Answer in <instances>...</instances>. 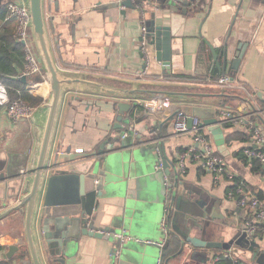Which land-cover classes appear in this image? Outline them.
<instances>
[{"label": "crops", "instance_id": "0c3cea01", "mask_svg": "<svg viewBox=\"0 0 264 264\" xmlns=\"http://www.w3.org/2000/svg\"><path fill=\"white\" fill-rule=\"evenodd\" d=\"M124 1L45 0L47 25L57 63L64 70L84 74L82 81L68 86L64 94L53 156L69 148L75 156L89 154L98 151L105 140L111 145L118 144L113 138L122 133L115 128L119 115L115 104L119 102H148V107L159 110L162 120L185 105L211 106L219 120L221 110L240 117L248 116L253 109L264 110V0H170L169 3L145 0L140 5L132 0L136 9L127 7ZM11 22L15 30V21ZM153 25H165L171 29L173 41L169 76L163 75L161 63L154 59L147 64V60L140 55L142 27ZM205 39L215 48L217 58ZM242 44L244 47L241 48ZM242 51L243 56L238 57ZM225 52L229 62L224 73ZM224 74L234 78L232 88L218 84V79ZM47 82L46 74H38L27 78L26 83H29V91L43 97L45 102L50 92L43 95L35 92V88ZM159 82L177 86L156 85ZM222 88L226 93L220 97L221 104L218 105L156 100L146 92L162 89L205 91L219 98L215 94H219ZM103 89L136 92L121 98ZM138 108L133 110V133L127 141L132 147L117 149L107 155L111 165L108 168L116 170L119 183L115 191L99 199L94 213L97 226L117 230L114 239L108 241L82 235L72 264H110L120 234L130 239L120 247L118 264H159V259L162 263L161 249L152 246V242L162 243L171 237L163 235L160 227L166 216L168 190L162 174L157 173L160 169L157 163L159 155L152 144L162 143L166 157L178 165L179 153L191 145L192 135H175L174 117L164 124L163 138L153 142L151 140L156 131L160 132L158 124H155L158 118ZM186 115L188 122L189 115ZM43 121L44 114L40 109L36 122ZM258 121L264 126V119L259 118ZM221 126L225 130L229 150L225 160L234 178L216 183L198 160L188 158L185 172H181L186 194L183 196L180 221L178 218L176 224L185 232L184 223L188 216L189 221L198 220L200 226L210 220L212 231L202 233L196 228L190 234L232 247L216 251L196 249L193 257L189 253L192 251H186L180 260L186 264H204L200 260L208 259L205 263L212 264L213 258L220 255L240 264H264V236L249 237L245 232L247 222L256 221L254 213L248 206L240 205L237 198L228 195L235 180L243 182L252 195L264 201V165H258V162L247 160L244 156L243 150L252 145L246 123L232 124L228 129ZM203 132L215 143L207 127ZM234 133L236 136L229 138ZM35 140L31 119L14 123L6 110L0 107V212L17 203L15 193L19 183L5 177L9 172L14 174L27 170ZM190 190L194 192L193 196L189 194ZM199 200L208 204L218 200V208L209 209L210 213L215 210L217 220L212 219L211 214L203 216L201 207L195 208ZM43 217V210H40L36 221L38 230ZM242 236L243 245L247 242L245 238L256 242V256L248 249L249 246L239 243ZM12 245L21 249L26 246L25 214L21 210H15L0 220V254ZM20 263L15 255L10 264Z\"/></svg>", "mask_w": 264, "mask_h": 264}, {"label": "water", "instance_id": "95a60500", "mask_svg": "<svg viewBox=\"0 0 264 264\" xmlns=\"http://www.w3.org/2000/svg\"><path fill=\"white\" fill-rule=\"evenodd\" d=\"M144 1L136 0V3L140 5ZM147 1L152 2V0ZM160 1L170 2V0ZM24 3L30 15V26L42 70L48 77L51 90L48 99L39 106V110H43L44 121L42 123L36 122L39 110H36L31 118L34 124L36 140L32 154L29 157L27 170L14 174L9 172L8 176L5 177L16 181L17 184L19 183L18 192L15 193V197L18 199L15 205L0 212V220L15 210L24 212L25 239L28 254L21 259L22 264H72L77 244L82 235L108 241L114 239V234L117 230L113 227L97 226L94 213L99 199L104 198L108 192L115 191L119 183L116 178V170L108 168L110 159L107 158V155L117 149L132 147L127 141H129V136L133 133L131 129L133 122L132 112L136 107H144L146 111L156 115L158 118L155 124L156 126L158 124L160 132L157 133L156 131V134L152 137L153 140H151L153 142L158 141V138H163L162 129L166 122L172 120L179 111H185L189 115V129H191L195 118L200 119L202 125L207 127L213 135L218 151L226 157L229 154V150L226 145L225 130L222 128L216 110L213 107L185 105L174 110L166 120H162L159 110L148 107V102L138 104L134 101L115 104V110L119 113L115 128L122 131L119 136L113 138L114 143L118 144L111 145L108 140H105L98 151L89 154L75 156L71 154V149L69 148L67 151H61L53 156L54 137L64 94L68 86L81 82L84 74L64 70L57 63L47 25L45 0H24ZM123 4L136 9L132 0H125ZM145 27L146 33L140 38L141 43H144V51L142 52L141 50L140 55L142 58L147 55L150 63L154 59L156 62L161 63L163 75L169 76L173 41L171 29L165 25ZM205 42L211 47L215 58H217L213 45L207 39H205ZM242 47H244L243 44ZM153 52L155 53L154 56H152ZM243 52H240L238 57H242ZM226 57L227 52H225L222 66L224 73L226 64L229 62ZM21 79L27 82L26 77ZM232 79L234 80L233 77ZM156 85L163 87L177 86L166 82H159ZM103 91L121 98L136 92L132 90L110 92L107 89H103ZM146 92L151 93L150 98L156 100L203 102L204 104L218 105L221 104L220 97L225 95L226 90L222 88L219 94H215L219 98H215L213 94L205 91L179 92L162 89ZM133 100L135 99L133 98ZM126 114H128L127 118H125ZM152 148L158 151L159 158L157 163L158 167H161H159L160 169L157 173L162 174L168 190L164 212L166 216L160 227L164 231L163 235L166 234L171 237L162 243L158 241L152 242V246L161 249L162 263L186 264V262L180 260L186 251H192L189 253L193 257L196 249H211L214 251L222 248L231 249L232 246L222 245L190 234L196 228L202 233L212 231L210 220L205 221L200 226L198 220L189 221L188 216L185 218L186 222L184 223L187 230L184 232L179 228L176 223L178 218L180 221V210L184 202L183 196L186 194L183 175L179 171L178 165L166 157L162 143L155 142V144H152ZM5 178L1 176L2 180H5ZM189 194L192 195L194 192L190 190ZM218 204V200L210 204L199 200L195 203L198 206L195 208L201 207L203 216L211 214V218L217 220L218 217L215 216V210L210 213L209 209H217ZM40 210H43L44 217L41 219V227L38 230L36 221ZM186 215H189V213ZM243 239L244 236H242L239 243L242 242V246H249L248 249L256 256V242L245 238L247 242L246 245H243ZM171 244H174L176 252L167 257L166 251ZM20 252L21 248L19 246L12 245L8 251L0 254V259L12 260ZM164 258L166 259L163 261ZM200 261L206 264L205 262L208 259H201ZM162 263L160 259L159 264Z\"/></svg>", "mask_w": 264, "mask_h": 264}, {"label": "built area", "instance_id": "2783aa9c", "mask_svg": "<svg viewBox=\"0 0 264 264\" xmlns=\"http://www.w3.org/2000/svg\"><path fill=\"white\" fill-rule=\"evenodd\" d=\"M10 15L9 20L15 21V39L25 47V62L19 77L30 78L35 75H43L42 65L35 46L34 37L30 26V15L24 0H12L8 4ZM143 35L146 27H142ZM141 50L144 51V43H141ZM147 64H150L148 56H144ZM233 79L230 74H224L218 79L220 87L232 88ZM225 89V88H224ZM0 107L4 108L14 123L23 119L30 120L37 107H32L22 99H11L8 87L0 80ZM259 118L264 119V110L253 109L246 117L235 116L228 110L220 111V124H241L248 125L252 145L243 150L247 160L255 161L264 165V126L259 122ZM132 129V127H131ZM200 119L195 118L191 129L188 128L187 115L184 111H179L175 116L173 125L174 134L188 133L192 135V143L185 150L179 153L178 168L183 173L186 169V160L195 158L204 170L209 172L216 183L233 179L232 173L228 170L225 157L217 150L214 141L209 138L203 130ZM161 167V166H159ZM233 188L228 192L231 198H237L242 206H248L254 213L256 221H248L246 233L249 237L264 236V201L252 195L243 182L232 181ZM124 234L117 237L118 246L114 249L113 258L110 264H118L120 257V247L129 240ZM218 258H213L212 264ZM160 261V259H159ZM21 264V263H20Z\"/></svg>", "mask_w": 264, "mask_h": 264}, {"label": "trees", "instance_id": "16d2710c", "mask_svg": "<svg viewBox=\"0 0 264 264\" xmlns=\"http://www.w3.org/2000/svg\"><path fill=\"white\" fill-rule=\"evenodd\" d=\"M11 1L12 0H0V80L8 87L11 99H22L32 107H38L44 103V98L31 93L27 88L29 83L22 81V79L19 77L25 62V47L22 43L15 39V30L11 25L12 20L8 19L10 15L8 4ZM138 107L140 111L143 110L145 112L146 109L144 107ZM134 113L135 112H132L133 118ZM231 126L232 124H224V127L227 129ZM164 129H166V127H164ZM232 136H236V134L234 133L230 135L229 138H232ZM256 164L259 165V163ZM1 250L2 247L0 246V251ZM175 252V246L174 244H171L166 251V255H171ZM27 254L28 251L25 246V248L21 249L20 254H17V258L21 260L22 258L26 257ZM218 257V260L214 261V264H240V262H233L227 257L220 255ZM10 263L11 260L0 259V264Z\"/></svg>", "mask_w": 264, "mask_h": 264}, {"label": "bare ground", "instance_id": "6f19581e", "mask_svg": "<svg viewBox=\"0 0 264 264\" xmlns=\"http://www.w3.org/2000/svg\"><path fill=\"white\" fill-rule=\"evenodd\" d=\"M51 90V86H50V83L47 82V83H44V84H39L36 86L35 88V92L37 93H41L43 95H47ZM218 150V149H217ZM180 171V170H179ZM181 172V171H180Z\"/></svg>", "mask_w": 264, "mask_h": 264}, {"label": "rangeland", "instance_id": "374dc122", "mask_svg": "<svg viewBox=\"0 0 264 264\" xmlns=\"http://www.w3.org/2000/svg\"><path fill=\"white\" fill-rule=\"evenodd\" d=\"M207 264H209V263H207Z\"/></svg>", "mask_w": 264, "mask_h": 264}]
</instances>
